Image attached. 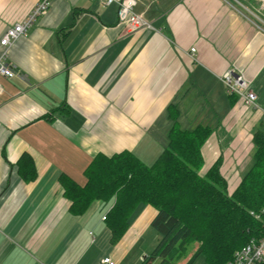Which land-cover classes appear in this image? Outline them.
Masks as SVG:
<instances>
[{"label": "crops", "instance_id": "obj_1", "mask_svg": "<svg viewBox=\"0 0 264 264\" xmlns=\"http://www.w3.org/2000/svg\"><path fill=\"white\" fill-rule=\"evenodd\" d=\"M39 1L0 0V41ZM135 12L154 28L131 31L117 2L52 0L9 47L19 73L0 76V264H139L159 240L156 208L140 204L113 244L104 217L114 199L74 215L61 177L84 185L97 155L123 151L152 165L168 144L172 105L182 129H213L203 171L223 153L221 169L235 179L229 161L252 151L264 122V32L251 16L227 0H136ZM228 69L252 82L258 107L227 93Z\"/></svg>", "mask_w": 264, "mask_h": 264}, {"label": "trees", "instance_id": "obj_2", "mask_svg": "<svg viewBox=\"0 0 264 264\" xmlns=\"http://www.w3.org/2000/svg\"><path fill=\"white\" fill-rule=\"evenodd\" d=\"M172 106L168 144L152 165L123 151L97 155L85 171L84 185L61 177L70 212L81 215L95 199H114L105 220L117 244L138 206L150 204L157 210L151 227L160 239L139 264H177L193 243L198 247L185 264L201 256L206 264H230L239 249L264 233V122L253 134V164L230 194L220 158L203 171L202 149L213 129H182Z\"/></svg>", "mask_w": 264, "mask_h": 264}, {"label": "built area", "instance_id": "obj_3", "mask_svg": "<svg viewBox=\"0 0 264 264\" xmlns=\"http://www.w3.org/2000/svg\"><path fill=\"white\" fill-rule=\"evenodd\" d=\"M52 0H40L33 8L30 15L22 22L9 27L1 38L0 44L3 48L0 57V76L12 78L18 75V71L8 61V51L12 43L19 37L26 34L27 29L43 15L51 5ZM104 4L117 2L119 22L127 23L129 29L133 32L153 29V25L143 14L135 12L136 0H101ZM235 9L243 15L250 17L249 8L253 1L260 2L264 6V0H227ZM250 11V12H249ZM258 25V24H257ZM258 28L264 32V27L258 25ZM196 49L192 48L191 52ZM221 79L225 84L226 91L230 96H236L243 101L247 107H258V95L252 87V82L235 69L225 71ZM3 92V86L0 82V94ZM254 214V213H253ZM257 217L259 215L256 214ZM106 217H104L105 219ZM105 264H116L111 257H105L102 260ZM230 264H264V233L259 239H252L248 244L239 249Z\"/></svg>", "mask_w": 264, "mask_h": 264}, {"label": "rangeland", "instance_id": "obj_4", "mask_svg": "<svg viewBox=\"0 0 264 264\" xmlns=\"http://www.w3.org/2000/svg\"><path fill=\"white\" fill-rule=\"evenodd\" d=\"M249 8L251 9V12L249 11L250 13H248V14L251 16V18L256 22V24H258L261 27H264V6L260 2L253 1L252 3H250ZM254 151H255V146L253 144L252 151L250 153H248L247 151L245 153H243V156H245V157L242 160L239 161L237 159H234L233 161L232 160L229 161V165H232V167H233L232 168L233 172L235 170V173L236 174L238 173V177H236L235 179L232 175H231V179H230L229 178L230 175L229 176L225 175L221 169V174L223 175V177H225V179L228 183V191L230 194H232L237 189L238 185L242 181L243 176L251 168V166L253 164ZM219 158L221 159V162H222V165H221V168H222L224 161H225L224 154L223 153L219 154V156L216 158V160ZM204 165H205V160H204ZM234 165H238V166L242 165L243 169L241 171H239V168L235 169ZM228 179L231 180V183L229 182ZM237 180H238V182H237ZM151 231L154 232V229L152 228ZM153 235L154 234H152L151 232L146 234V236H145L146 237V239H145L146 244H153V241H154ZM157 235H159V234L157 233ZM159 239H160V236H159ZM158 242H159V240L157 241V243H154L156 245H152V248L150 247L151 250H150V253H148V254H151L153 252V250L156 248ZM197 247H198V243L191 244L188 247L187 254L181 260H179L177 262V264L185 263L190 258V256L193 254V252L196 250ZM199 259L200 260L195 261V264L203 263L204 257L201 256Z\"/></svg>", "mask_w": 264, "mask_h": 264}]
</instances>
